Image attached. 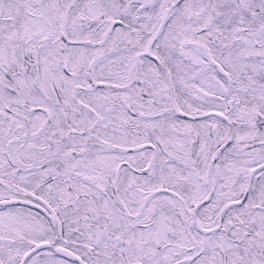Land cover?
<instances>
[{
    "label": "trees",
    "instance_id": "1",
    "mask_svg": "<svg viewBox=\"0 0 264 264\" xmlns=\"http://www.w3.org/2000/svg\"><path fill=\"white\" fill-rule=\"evenodd\" d=\"M208 1L219 10L213 19L210 12L207 15L211 5L206 0H178V10L163 23L159 21L161 28L151 40L150 54L155 59L145 54L136 61V73L126 75L121 60L113 55L107 61L97 54L106 51H99L101 30L96 25H82L76 0H34L28 7L27 0H0V50L10 61L9 66L0 65V209H9L14 217L13 222L0 224V264H17L30 251L28 242L35 239L65 246L86 264H244L247 254L264 264V201H260L264 200V158L249 166L239 159L233 138L236 129L246 123L232 114L242 105L255 109L257 119L262 121L260 116H264V15L261 12L256 17L260 9L253 8L256 0ZM160 2L155 0L151 17ZM188 6L191 13L200 10L197 19L189 12L190 20L182 21L179 13L187 12L183 8ZM181 24L188 26V33H181L185 42L179 38ZM243 30L246 43H240ZM245 47L252 52H243ZM204 52L218 68L206 63ZM187 54L195 58L189 59ZM242 55L247 59L240 61ZM221 57L228 62H220ZM184 70L194 71L196 79L211 78L209 84L200 80L194 84L202 93L221 97L227 104L208 107L190 100L189 111L178 102L173 111L179 123L176 139L170 146L164 141L158 144L139 115L144 100L150 104L147 82L155 87L153 71L160 82L169 79L181 100L189 101L178 83L185 74H176ZM21 77L26 81L21 82ZM15 81L19 87L12 88ZM142 81L144 89L134 103L128 95L133 97ZM30 89L37 94L25 97ZM157 94L161 92L150 93ZM52 104L65 108L60 109L64 114L52 112ZM210 115L229 120L232 137L224 147L218 142L219 128L205 135L209 128L204 124ZM96 121L107 132H97ZM92 126L91 135L87 129ZM191 148H195L192 153ZM206 149L208 157L202 164L197 154ZM140 152L144 158H138ZM93 163L107 168L103 172ZM230 163L234 170L230 169L241 176L234 188L225 182L231 171L227 174L224 165ZM215 167L220 175L214 173ZM239 168L242 173L236 170ZM207 170L214 178L212 184L200 178ZM58 182L73 192L76 211H61L53 200ZM241 184L243 191L238 189ZM199 185L205 188L202 194ZM6 190L11 196L3 195ZM9 198L51 208L61 222V232L38 210L1 204ZM252 200L255 206L246 212L244 205ZM95 211L106 214L109 226L120 224L114 223L118 218L122 223L127 220L116 242L120 244L129 232L140 230L145 248L136 254L124 241L122 249L116 246L103 255L102 247L86 243L82 226L92 231H97L96 225L104 228L93 216ZM249 214H255L256 220L251 221ZM158 222L166 231L162 240L147 233L156 231ZM68 228H73L70 236ZM178 236L184 239L181 244ZM63 239L65 245L60 243ZM228 242L231 248L226 247ZM61 263L78 264L55 253L39 255L31 262Z\"/></svg>",
    "mask_w": 264,
    "mask_h": 264
},
{
    "label": "rangeland",
    "instance_id": "2",
    "mask_svg": "<svg viewBox=\"0 0 264 264\" xmlns=\"http://www.w3.org/2000/svg\"><path fill=\"white\" fill-rule=\"evenodd\" d=\"M177 1L178 0H161L157 8L156 15L151 17L153 14L151 13V11L154 8L155 0H76L77 5H78L77 7L79 8V11L81 12L83 16L82 25L85 27L96 25L101 30V36H100L101 38L98 39L99 51H101L104 48H106V51L103 53L98 52L97 54L101 55L102 58L107 61L111 60L113 55L115 58H118V60H121L122 61L121 67L123 68L122 70L125 71L126 75L128 73H136V70H137L136 61L141 60L140 57L144 53L148 43L153 39L156 29L159 30L161 28V25H159V21H162L163 23V21L166 18H168L169 15H171L173 12L178 10L177 9L178 7H176ZM32 2H34V0H27V4L25 7H28L29 4H31ZM260 3L263 5L264 2L262 0H256V4L254 5L253 8L261 9L262 6L260 5ZM208 4L211 5V3H209V1L207 2L206 0V5ZM244 5L245 4L243 3L241 4L242 7ZM186 8L188 9L190 7L189 6L184 7L183 9L186 10ZM201 10L203 11V9ZM206 10L208 11L207 15L209 12L211 13V16H212L211 19H213V17L218 15V12H219L218 8H216L214 5H211L210 9L206 8ZM199 11L200 10L194 11L193 13H191L190 10L188 9L187 12L185 13H179V17L181 18L182 21H187V20H190L189 12L191 13L193 18H196V15H198L197 13ZM255 15L256 17L260 18L262 13L258 15V12H257ZM206 17L207 16H205L204 19H206ZM149 19L153 20V22H151L150 24L148 23ZM117 20L118 21L121 20V22L117 24L116 23ZM210 20L206 19L207 23H211ZM28 23L29 22L24 20V24H28ZM119 26L121 28H117ZM199 28L201 29V27ZM28 29H32L31 26H29ZM187 29H188V26L186 24H181L179 26V31H180L179 38H182L181 39L182 42H185V39H184L185 37H183L181 33L183 34L188 33ZM156 33H158V31ZM14 34H15V31L13 30L11 32V35L13 36ZM108 37H110V39L106 40ZM246 37L247 36L243 30L241 34L239 35L240 43L241 42L246 43L245 42ZM248 51L249 49L245 47V51L243 52H248ZM249 52H252V51H249ZM203 54H204V59L206 63L213 65L215 69L218 68V63L216 62H214L213 64L210 63V58H208L207 54L205 52ZM221 54H226V53H221ZM243 56L245 55L241 56L240 61H244L245 58L247 59L246 56L245 57ZM249 57L253 59L252 56H249ZM225 59L227 58L221 57L218 60L222 63H227L228 61H226ZM9 62L10 61L9 59H7L5 52L0 50V65L9 66L8 65ZM112 67H116V66L113 65ZM106 69H109V68H106ZM185 71L190 72L187 74V77H186V80L188 79L190 80V82H186V81L180 82L179 81L178 83L181 85L182 92L188 96L189 101L181 100L176 95V92L172 91V87L168 81L169 79L167 78V81L162 83L159 81L158 78L154 76L155 73L153 71H152L153 77L156 81L155 87H150V85H148V82H147V89L149 91V96H150V97L148 96L147 98H150V101H149L150 104H144L145 103V100H144L142 104V108L144 111L139 112V115L141 118H143L142 122H143V125L146 127V130H148L147 132L153 134V136L158 140V144H164L162 142L164 141L166 145L170 146V144L173 143L174 140L176 139L175 129L177 128V125L179 123L176 121L173 111L176 107H178L177 106L178 102L182 103L185 106L188 103H190V100L192 101L197 100L198 102L197 101L196 102L198 104H201L203 106H208V107L223 106L227 104L224 101V99L221 97H212V96L202 93L199 87L194 84V81L196 80H200L206 84H209V82H211L212 80L211 78L206 76L204 80L196 79L195 76L193 75L195 74L194 71H189V70H185ZM204 74L206 75V73ZM163 75L166 76L167 72L164 71ZM20 80L21 82H23V80L26 81L24 77H21ZM11 85H12V88L13 86L16 87V85L19 87L18 81L11 83ZM128 85L129 83L127 84V87ZM163 85H166V86L162 87ZM143 89H144V82L142 81L141 85L139 84V89L133 94V97H130V95H128V98H131V101H133L134 103H138L140 99V91H142ZM242 89H244L243 86H242ZM154 90L160 91L161 95L160 96H158V94L155 96L150 95V93H153ZM33 94L35 95L37 94L35 92V89H30L29 91L26 92L25 97H31ZM50 109L52 112L55 111L56 114H59V113L62 114L63 112L60 109H65V108L59 109L58 107L52 104L50 106ZM232 114L234 115L236 120H240L241 122L244 121L246 123L245 125L236 129V134L233 138V143L237 145V149L235 150V152L240 157L239 159L243 160L244 163H247L246 166H249L250 163L253 161L262 160L264 158V144H263L264 143V123L260 119H257L255 109H246L242 105H238ZM163 115H167V118L164 119ZM208 120H211L213 122L211 127L212 129H214L217 125L216 124L217 120H215V118H213L212 120V117L210 116L208 117ZM109 121L112 123V120H109ZM96 122L97 123L95 124L96 125L95 128L97 129V132H99V130L107 132L105 128H102L100 126L101 124L100 121H96ZM118 123H123V122L119 121ZM118 123H112V124H118ZM207 126L208 124L206 123L205 127ZM61 127L63 128V126ZM223 127L226 128L225 131L221 133L220 135H218V142L221 143L222 147H224L226 145V141H228L232 137V135H229L230 125L226 127V125L223 124ZM92 128H94V126L87 129L91 135L93 134L91 131ZM212 129L211 128H209L208 130L206 129L205 135L206 136L212 135L213 134ZM194 150L195 148H191L190 153H192ZM215 152L216 151L213 152V155H215ZM209 155H210V152H209ZM143 156L144 154L142 152L138 154V158L139 157L142 158ZM252 156H254L255 158H253ZM197 157H202V164H206V159L203 160V158L208 157V149H206V151H203L201 154L198 153ZM105 159H108V157H105ZM208 164H209V161H208ZM93 165L96 168H98V166L102 168L103 172L107 168L105 165H102V164L93 163ZM224 166L227 167L225 168V170L227 169L225 171L227 174L229 171H231L229 172V175L225 178V182L227 183L225 184L234 188V185L237 181L236 180L237 177L238 176L241 177V176L238 174L236 175V172L233 171L234 170L233 167H231L233 166L231 163L228 164V166L227 165H224ZM143 168L145 170L146 167H140V169H143ZM230 168H232L233 170H231ZM214 169H215L214 173L216 175H220L222 173V172H219L220 170L218 169V167H215ZM236 170L241 173L243 172V169L241 168L236 169ZM200 178L202 179V182H207L208 184H212V182H214L212 173L209 170H207L206 174L204 175L202 174ZM223 178H224V175H221L222 180ZM202 182H200V184H203ZM70 183H73V182L70 181ZM203 185H199L198 187L200 194H202V192L205 190ZM242 188L244 189L243 184H241L240 187H238V189L243 191ZM56 193L57 194L53 200L58 204V208L61 211L63 209L65 211H69L71 208L74 211H76L78 203L75 204V197L73 195V192L67 189L65 184L61 182L56 183ZM3 195L5 197L6 196L9 197L11 196V192L9 190H6L4 191ZM1 196L2 195H0V197ZM244 206H245L244 209L247 212V210L255 206L254 201L253 200L249 201V203L245 204ZM107 210H109L110 212L109 208H107ZM10 213L11 211L9 209H6V210L0 209V224H5L7 222L14 221L13 214H10ZM105 215L106 214L101 216L98 211L93 212V216H95L97 219L100 220V222L104 225V228H99L100 225H96L95 230L97 231H92L90 228L82 226L81 229H83L82 233L84 234V239L86 243L97 244L100 247H102L103 255L107 253L106 250H109V252L115 251L114 249L116 246L118 249H122V247L124 246V241H126V245L132 246L133 250H136V254H139L140 251H142L145 248L142 243V239H141L142 232L140 230H137L136 233L129 232L127 234V239L120 240V244L116 242L117 238H121L122 231L126 229L125 222L127 220L122 223L121 218H118L116 219L114 223H119V222L121 223L118 225L116 224V227H113V226L108 225L109 222L107 223V218H105ZM249 218L251 221L256 220L255 214H249ZM158 225L159 226L156 231H153V233H151L152 230H150L147 233L149 234V236L151 235V237L153 235V239L162 240L165 237L166 231L164 230V227L161 222H158ZM67 226L71 227L72 224L70 225V222L67 221ZM72 230L73 228L72 229L68 228L67 235L70 236V233ZM176 238L177 240L180 241V244L184 240L183 237H180V236ZM38 242L39 241H36V239L32 240L28 242V246L30 245L33 248L34 246L37 245ZM65 242L66 241L64 239L60 240V243H62V245H65L66 244ZM47 243H48V246L46 248H42L36 251L30 250L22 258L25 261L26 257L31 256L30 258L26 259L24 264H31V262H33L34 260H37L39 255L46 254V255L51 256L52 254H54L55 247L58 244L50 245L49 242ZM226 247L231 248L232 244L228 242ZM27 251L28 250H26V252ZM125 251L126 249H124V253ZM61 264H71V263H61ZM244 264H259V262H257L249 254H247L246 262Z\"/></svg>",
    "mask_w": 264,
    "mask_h": 264
},
{
    "label": "water",
    "instance_id": "3",
    "mask_svg": "<svg viewBox=\"0 0 264 264\" xmlns=\"http://www.w3.org/2000/svg\"><path fill=\"white\" fill-rule=\"evenodd\" d=\"M117 24L120 23V21H116ZM4 205H16V204H22L25 206H28L32 209L38 210L39 212L43 213L53 225H55L58 229V232L60 233L62 230L61 222L57 216V214L51 209V208H45L39 205L36 202L28 201V200H22V199H9L2 202ZM48 246L47 242H40L36 246L32 248V251H36L42 248H46ZM56 254L62 258H65L67 260L76 261L80 264H85L75 253L68 250L65 247H58L55 250ZM18 264H24V259H22Z\"/></svg>",
    "mask_w": 264,
    "mask_h": 264
},
{
    "label": "flooded vegetation",
    "instance_id": "4",
    "mask_svg": "<svg viewBox=\"0 0 264 264\" xmlns=\"http://www.w3.org/2000/svg\"><path fill=\"white\" fill-rule=\"evenodd\" d=\"M263 1V0H262ZM264 2V1H263ZM262 7H264V3H263V5H262ZM261 7V9H259V12H258V15H260V13L261 12H263L264 13V9ZM146 50H148V46L146 47V49H145V51ZM145 51H144V53L141 55V57L140 58H142L146 53H145ZM151 51H152V48H151ZM187 57L189 58V59H193V58H195V56L194 55H192V54H187ZM188 73H190V72H187V71H177L176 72V74H178V75H184L185 74V76H183L184 78H180L179 80H178V82L180 81V82H183V81H186V82H190V80H186V77H187V74ZM195 73V72H194ZM140 82V81H139ZM191 102V101H190ZM192 102H194V104H195V102L196 101H192ZM197 103V102H196ZM193 104V105H194ZM178 105V104H177ZM182 106H184L183 104H181ZM184 107H187V108H189L190 110H191V107H192V105H191V103H188L187 105H185ZM210 116H212V120H213V118H215V120H217V123L216 122H214V123H216L217 125H216V127L214 128V129H212V121L211 120H208L207 119V124H208V126L206 127V128H210L211 127V129H212V132H213V134L214 133H216V129L217 128H219V135L221 134V133H223L224 131H225V127H223V124H225L226 125V127H228L229 125H230V123H229V120H228V118H226V117H222V116H216V115H210ZM223 121H225V122H223ZM203 122V121H202ZM203 123H205V122H203ZM205 123V124H206ZM205 124H204V126H205ZM219 124V125H218ZM218 126V127H217ZM146 170H147V167H146ZM260 201H264V200H260Z\"/></svg>",
    "mask_w": 264,
    "mask_h": 264
}]
</instances>
